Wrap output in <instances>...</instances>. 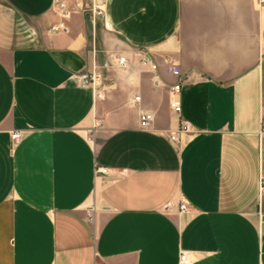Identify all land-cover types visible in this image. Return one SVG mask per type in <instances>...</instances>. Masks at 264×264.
<instances>
[{
  "label": "crops",
  "instance_id": "1",
  "mask_svg": "<svg viewBox=\"0 0 264 264\" xmlns=\"http://www.w3.org/2000/svg\"><path fill=\"white\" fill-rule=\"evenodd\" d=\"M63 1L0 0V264H264V5Z\"/></svg>",
  "mask_w": 264,
  "mask_h": 264
},
{
  "label": "built area",
  "instance_id": "2",
  "mask_svg": "<svg viewBox=\"0 0 264 264\" xmlns=\"http://www.w3.org/2000/svg\"><path fill=\"white\" fill-rule=\"evenodd\" d=\"M107 2L108 0H88V5L83 8V12L87 16L93 27L101 23L104 28L109 31L110 24L108 22L106 13ZM53 3L57 14L62 18V20L70 19L71 14L69 8L63 0H53ZM259 4L264 5V0H259ZM52 31L55 33L60 32L59 28L57 27H53ZM64 32L69 33V30L67 28H64ZM137 56L140 57V62L143 67L148 68L155 73L159 71V65L151 54L139 52ZM117 63L119 64V66L124 67L128 63V60L125 57H120L117 59ZM166 63L169 66V72L178 79V81L170 89V108L175 114L180 116L182 113V85L185 80L177 66L172 64L170 60H166ZM79 79L83 86H97V88H102V84L98 83L101 79V75L99 73L95 72L91 74H82L79 76ZM137 101H139V98L137 99ZM140 121L141 127L143 129H149L154 122V116L149 113H144L141 115ZM100 127V123H95L94 127L88 131V134L93 136ZM192 131L193 127L191 126V124L183 121L181 122L180 129L178 130L177 134L173 135L171 139L174 142H180L179 135L190 134L192 133ZM12 140L16 143L19 140V134H13ZM95 172L96 174L108 175L109 170L107 168L97 167ZM185 209L187 208L183 205L181 207V210ZM180 263L192 264L187 252L181 253Z\"/></svg>",
  "mask_w": 264,
  "mask_h": 264
},
{
  "label": "rangeland",
  "instance_id": "3",
  "mask_svg": "<svg viewBox=\"0 0 264 264\" xmlns=\"http://www.w3.org/2000/svg\"><path fill=\"white\" fill-rule=\"evenodd\" d=\"M92 29L96 32V30L98 31V30H101V29H104V30H106L105 28H104V26L101 24V23H99L98 25H96L95 27H93L92 26ZM98 49L97 50H95V52L93 51V54H94V56H95V59H97V57L99 56V55H101V54H103L102 53V50H99L100 48L99 47H97ZM92 54V55H93ZM180 129V128H179ZM89 135V134H88ZM90 137H92L91 135H89Z\"/></svg>",
  "mask_w": 264,
  "mask_h": 264
}]
</instances>
